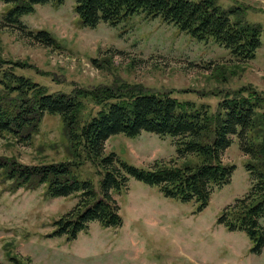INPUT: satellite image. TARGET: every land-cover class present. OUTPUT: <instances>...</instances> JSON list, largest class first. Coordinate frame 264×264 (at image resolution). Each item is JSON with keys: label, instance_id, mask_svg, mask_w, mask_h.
<instances>
[{"label": "rangeland", "instance_id": "1", "mask_svg": "<svg viewBox=\"0 0 264 264\" xmlns=\"http://www.w3.org/2000/svg\"><path fill=\"white\" fill-rule=\"evenodd\" d=\"M216 2L223 8L241 9L238 20L262 26L263 45L253 61L238 62L228 49L196 40L161 18L136 15L117 26L83 27L74 0L38 5L21 18L29 29L51 33L58 41L53 48L3 27V16L13 5L0 2V59L25 65L16 73L49 92L126 86L172 93L180 101L207 104L216 112L224 97L242 89L264 95V0ZM103 108L86 100L81 120ZM177 149L173 137L143 132L137 137L112 136L105 154L113 152L130 164L148 168L156 160L179 158ZM0 158L25 166L70 160L61 117L46 115L28 142L0 135ZM222 158L236 169L231 183L213 192L206 209L198 211L197 202L167 198L157 187L131 178L128 189L115 195L123 226L103 228L92 222L70 241L54 235V222L71 211L78 198L49 197L47 185L17 190L0 170V264H264V252H250L245 232L229 231L218 223L222 210L246 196L253 184L246 170L248 158L236 137ZM195 159L188 156L178 162ZM98 171L86 162L76 173L99 189L103 177Z\"/></svg>", "mask_w": 264, "mask_h": 264}, {"label": "trees", "instance_id": "2", "mask_svg": "<svg viewBox=\"0 0 264 264\" xmlns=\"http://www.w3.org/2000/svg\"><path fill=\"white\" fill-rule=\"evenodd\" d=\"M65 0H0L12 4L2 19L3 27L46 47H58L48 31H33L21 21L36 6ZM79 22L86 28L101 23L117 26L136 15L158 19L191 35L230 51L238 62L253 61L261 49L263 28L246 19L238 20L241 9L223 8L216 0H74ZM237 19V20H236ZM94 63H97L94 60ZM21 63L0 59V135L9 134L24 142L39 129L46 115L60 116L68 142L70 160L35 166L0 158V170L14 188L36 190L47 185L52 198L76 196L78 202L54 222V235L76 240L97 222L103 228L123 226L115 197L128 189L134 178L157 187L167 198L183 203L197 202L206 209L216 189L229 185L235 165L223 161L233 138L247 156L246 170L252 179L250 192L227 205L218 223L229 231H243L251 242L250 252H264V95L242 89L223 98L216 112L209 105L180 101L172 93L142 92L135 88L75 89L71 93L49 92L44 85L16 73ZM103 108L83 122L85 101ZM143 132L174 138L179 158L156 160L148 168L105 154L106 142L114 135L137 137ZM188 156L196 158L179 164ZM186 161V160H183ZM86 162L95 164L102 175L99 189L81 180L76 170Z\"/></svg>", "mask_w": 264, "mask_h": 264}]
</instances>
